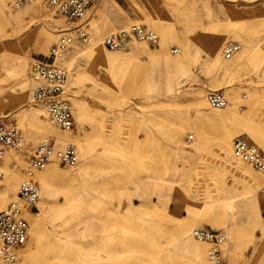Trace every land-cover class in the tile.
I'll return each mask as SVG.
<instances>
[{"label": "rangeland", "instance_id": "1", "mask_svg": "<svg viewBox=\"0 0 264 264\" xmlns=\"http://www.w3.org/2000/svg\"><path fill=\"white\" fill-rule=\"evenodd\" d=\"M39 1L22 8H33L35 13L19 22V30L12 20L18 12L12 10L11 0H0V67H7L9 60L17 56L46 61L58 40V32L67 29L65 20L48 8L47 0ZM131 24L141 25L158 37L156 45L143 43L147 52L135 46L134 61L140 68L127 69L123 74L115 68L118 63L102 60L88 67L85 56H80L67 69L73 131L66 137L78 150V164L74 168L56 164L53 186L57 196L51 209L59 208L64 213L43 221L40 238H28L15 264H169L168 257L176 264H191L173 247L162 251L166 234H172L179 221L193 220L180 197L183 190L232 202L233 216L213 221L216 211L212 209L207 216L196 219L198 226L192 228L226 236L230 246L223 251L226 264H264V199L259 193L264 187V175L249 170L261 179L256 191L260 213L243 215L241 208L247 189L240 169L247 168L230 160L227 154L218 160L212 150L220 128L225 127L230 128V137H245L264 156V148L248 139L251 132L253 139L264 141V70H251L248 65L226 86L225 78L214 76L206 66L217 49L220 63H226L222 49L228 43L248 51L264 38V33H258L259 29L264 32V0H95L87 14L92 44H75L90 49L107 33ZM47 25L56 33L53 41L44 52H29L31 47L24 40L30 32H39ZM167 27L169 35L162 37ZM134 44L141 43L131 42L126 50ZM181 51L185 53L187 70H173L164 80L158 59H177ZM105 53L125 54L106 49ZM63 58L61 65L66 60ZM243 62L244 57H238L237 64ZM34 63L29 62L27 78ZM0 81V90L11 84L2 78ZM127 83L132 84L133 93L125 89ZM32 89L28 79L22 109L28 117L37 107L30 102ZM208 90L221 91L229 102L227 108L238 106L245 110V102L252 100L251 113L240 125L239 120L235 124L209 122L193 109L196 100L203 99ZM122 97L129 103L125 104ZM77 106L83 107V119L77 115ZM0 113V119L9 126L16 123L12 127L19 129L22 136L15 111L6 106L0 108ZM174 132L178 140L175 142L186 147L179 155L174 154V141L169 138ZM189 135L194 139L187 144ZM41 137L35 145H26L22 140L20 153L9 151L17 156L7 166L15 172L16 180L3 206L15 200L27 160ZM200 140L206 142L204 149L208 152L198 155L195 148ZM63 142L57 140V146L61 147ZM35 181L40 191V184ZM38 207L32 213L41 215ZM232 225L237 226V239L228 232ZM130 239L137 241L132 244ZM199 244L206 258L207 246ZM23 253L29 255L26 263H22ZM118 253H123V257L117 259Z\"/></svg>", "mask_w": 264, "mask_h": 264}, {"label": "bare ground", "instance_id": "2", "mask_svg": "<svg viewBox=\"0 0 264 264\" xmlns=\"http://www.w3.org/2000/svg\"><path fill=\"white\" fill-rule=\"evenodd\" d=\"M39 0L36 1L37 4H39ZM24 9V8H23ZM20 10L18 13L13 17V22L16 24L17 28L20 30L21 28L18 26L19 22H21L26 17H33L35 13V9L28 8L25 10ZM261 25V24H260ZM66 30H62L58 32V36H60L61 32H64ZM259 34L264 33L260 32ZM163 36L167 37L169 35L170 29L167 27L163 31ZM21 33V32H20ZM56 33L54 32L53 28L49 25L45 26L43 30L39 32H30L26 39L24 40L25 45L31 47L29 52L31 51H37V52H44L47 50V47L49 44L53 41V37ZM142 50L143 52H147V47L141 44H137L132 47H129L127 50H125L124 55H108L105 53V49L101 45V41L96 43L92 48H80L75 43L71 46V48L66 52L65 54V63L63 62L62 66L68 69L75 59L80 56H85L86 58V64L88 67H92L97 63L98 61L102 60L106 63H118L115 67L118 72H121L123 74L126 73L125 70L127 69H135L140 68L141 65L136 63L134 61L135 59V53L137 52V48ZM240 52L234 56V58L230 61H225L226 63L221 64L220 63V57H219V50L217 49L215 53L213 54V58L209 59L206 66L210 69V71L213 73L216 77L225 78L226 80V86L230 85V82L236 78L239 73H242L243 71H246L248 68V65L252 68L251 70L261 69L264 70V38L257 40L253 46L250 47L248 51H244L240 46ZM244 57V62L237 64L238 57ZM64 59V58H63ZM62 61V60H61ZM160 61V64L162 66V77L165 80L167 77L170 76L171 72L173 70H177L179 72H184L187 70V64L185 61V53L184 51H181V56L177 59L170 60V59H158V62ZM29 62H36L35 59L29 58V57H14L9 60L7 67H0V80L2 78L3 81H11V84L0 90V108L10 106L12 110L15 111V121L19 117V126L22 130V140L26 143V145H35L39 141V137L41 139H45L47 137H54L58 141H62L63 139L69 140L68 137L63 136L59 133V131L54 128L47 120L43 121L42 116L44 114L42 108L39 106L35 107L33 111L30 112L29 116L26 114V112L22 111L25 104V99L28 94V78H27V70ZM249 62V64H248ZM146 78V83L149 84L148 76ZM75 84H78V80L75 79ZM1 82V81H0ZM125 89L128 90V92L133 93L134 89L132 84H126ZM204 99V98H203ZM197 99L196 102L193 104V109L197 115H201L203 118L207 119L209 122H228L235 124L236 120H239L237 124L242 122L245 116L249 115L252 111V100H249L248 102H245V110H241L240 107L236 106L235 108H225L223 110H208L207 104L205 102V99ZM122 100L125 102V104L129 103V101L125 100L124 97H122ZM139 108L138 105H135ZM83 107L77 106V115L79 119H83ZM217 111H222L223 113H218ZM1 114V113H0ZM45 118V116H43ZM7 123V122H6ZM29 123V124H28ZM10 126H14L16 123L12 122L9 123ZM179 130H182L180 127ZM54 132L51 134V132ZM219 136L217 137V142L213 146V153L214 156L219 160L223 158L225 154H227L230 157V160L236 161L239 165L247 168L245 170L240 169V173L243 174L244 179L242 180L244 187L247 189L245 193V200L242 203L241 212L243 215H247L250 213H260V207H259V198L257 195V190L259 181L261 179L259 177H254L250 171H253L250 167H248L246 164L239 162L238 160L234 159L231 155V142L232 137L229 136L230 128L221 127L219 130ZM177 132H174V136L172 134L169 135V138L171 141H174V145L172 146L174 148V154L179 155L181 151L185 152V146L178 145L177 137L175 134ZM48 134V135H47ZM72 134V133H71ZM195 136H197V133H194ZM253 135L250 132L248 135V139H250L255 145H257L260 149L264 148V141L260 138L253 139ZM198 138V137H197ZM40 139V140H41ZM60 139V140H59ZM72 140V139H71ZM175 140H177L175 142ZM76 141V140H75ZM205 143L203 140L199 141V144L197 145V148H195V152L197 154H201L204 152H208V150L204 149ZM211 151V150H210ZM17 153V152H14ZM15 154H11L10 152L7 153L4 157L3 161V168L5 172V176L2 180H0V206L4 205L8 199V193L15 187V178L16 175L13 173V170L9 169L8 163L10 162V159H15ZM17 157V156H16ZM242 167V168H243ZM250 170V171H249ZM254 172V171H253ZM256 173V172H255ZM260 175L259 173H256ZM57 176V169H56V163H51L44 171L35 173L34 178L39 182L40 184V199L38 208L41 211L40 214H34L32 212H27L25 214V218L27 220V223H30L31 229L29 226V239L31 238L32 241H37L41 236V226L43 224V221L50 218H58V216L62 215L64 212L61 209H51L52 200L57 196V193L53 186V181L55 180ZM262 176V175H260ZM264 177V176H262ZM21 180V179H20ZM22 181V180H21ZM254 182H257L255 184ZM255 184V185H254ZM255 186V188L253 187ZM5 188V189H4ZM183 190V189H182ZM215 193V192H214ZM202 192H193L188 193L187 191L183 190L180 194V197L184 201L187 207V211L189 213V219L191 216L193 217V220H184L179 221L173 228L172 234H166V242L162 246V251H168L170 247H173L174 250L178 251L180 256H186L188 259H190L191 264H209L205 258V254L203 251V246L199 243H195L193 239L190 237V231L193 227H197L198 224H195V220L200 218L201 216H207L209 212L212 209H215V214L212 215L213 221H219L221 219H224L226 215L231 214L232 215V202L219 199V198H212V197H201ZM68 198H70L71 201L74 200L73 196L69 194ZM169 199H173L172 197H169ZM74 202V201H73ZM213 203V204H211ZM185 207V205H184ZM233 216V215H232ZM235 218V217H234ZM232 228L231 231L228 230L229 233L233 234L234 238L237 239L238 237V230H236L237 226L232 225L230 226ZM134 229V228H133ZM137 241V239L132 240L130 239V242L133 244ZM176 246V247H175ZM134 254V251H130ZM22 253V252H21ZM118 258L120 259L123 257V253H118ZM129 254V253H127ZM137 254V253H136ZM139 254V253H138ZM160 254V253H159ZM141 255V254H140ZM158 256V255H156ZM29 259V255L27 253H23V260L22 263H26ZM169 264H176L173 263L172 260L168 257ZM154 261V259H152ZM134 264V263H133ZM138 264V263H136Z\"/></svg>", "mask_w": 264, "mask_h": 264}, {"label": "built area", "instance_id": "3", "mask_svg": "<svg viewBox=\"0 0 264 264\" xmlns=\"http://www.w3.org/2000/svg\"><path fill=\"white\" fill-rule=\"evenodd\" d=\"M36 1L11 0V8L18 12ZM94 2L95 0H47L48 8L61 16L68 27L50 48L46 61H36L28 71V79L33 85L31 104L40 106L45 119L64 136L73 131V119L69 102V72L60 62L74 43L92 44L87 14ZM131 42L153 46L157 44L158 37L141 25L131 24L104 35L101 45L110 52H124ZM239 49L236 43L226 44L222 49L223 60H231ZM176 52V49L172 51L173 54ZM204 99L212 110H223L229 105L228 100L218 90L206 91ZM193 139V135H189L187 144ZM9 151L22 152L21 131L0 119V179L4 176L3 159ZM231 155L253 171L264 175V156L245 137L239 136L232 140ZM53 162L62 167L74 168L78 164L76 146L65 140L63 145L58 147L57 140L50 137L42 139L32 151L23 172L24 178L18 185L15 200L0 208V264H15L18 252L26 245L29 225L25 214L37 210L40 199L34 175L44 171ZM259 193L264 199V187L260 188ZM190 237L207 246L206 260L209 264H226L223 251L230 248L226 236L220 232L195 228L190 231Z\"/></svg>", "mask_w": 264, "mask_h": 264}]
</instances>
